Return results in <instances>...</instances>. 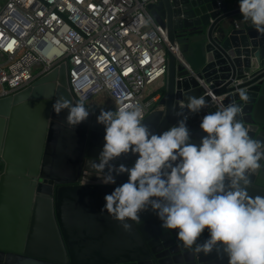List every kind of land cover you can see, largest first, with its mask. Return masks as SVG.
Segmentation results:
<instances>
[{"label": "water", "instance_id": "obj_1", "mask_svg": "<svg viewBox=\"0 0 264 264\" xmlns=\"http://www.w3.org/2000/svg\"><path fill=\"white\" fill-rule=\"evenodd\" d=\"M146 10L169 48L159 100L143 122L162 131L175 123L186 94L205 95L209 107L187 121L192 142L202 135L200 117L217 102L239 103L249 134L264 141V34L242 18L237 0H159ZM60 96L76 101L63 63L0 99V264H227L215 251L194 254L150 211L130 232L101 211L127 173L115 185L100 182L91 163L104 143L94 128L99 113L85 105L88 118L70 127L66 109L52 110ZM135 158L122 154L116 162L131 166ZM250 180V195H264V167ZM206 237L207 229L198 239Z\"/></svg>", "mask_w": 264, "mask_h": 264}, {"label": "clouds", "instance_id": "obj_2", "mask_svg": "<svg viewBox=\"0 0 264 264\" xmlns=\"http://www.w3.org/2000/svg\"><path fill=\"white\" fill-rule=\"evenodd\" d=\"M237 7L264 34V0H237ZM238 95L247 99L243 89ZM85 99L60 96L52 110L66 109L65 122L73 127L89 116ZM208 107L205 95L186 94L175 123L158 132L143 122L138 104L101 109L96 122L104 126V143L92 167L102 184L115 185L123 173L128 177L105 194L101 211L126 232L150 211L194 254L215 251L227 264H264V195H250V177L264 167V141L249 134L239 103L217 102L200 117L202 135L192 142L187 121ZM128 153L136 157L131 166L116 162ZM205 229L207 237L199 240Z\"/></svg>", "mask_w": 264, "mask_h": 264}, {"label": "built area", "instance_id": "obj_3", "mask_svg": "<svg viewBox=\"0 0 264 264\" xmlns=\"http://www.w3.org/2000/svg\"><path fill=\"white\" fill-rule=\"evenodd\" d=\"M158 1L0 0V99L63 63L75 100L104 93L114 109L142 106L143 119L160 97L148 88L167 73L166 33L146 10Z\"/></svg>", "mask_w": 264, "mask_h": 264}, {"label": "rangeland", "instance_id": "obj_4", "mask_svg": "<svg viewBox=\"0 0 264 264\" xmlns=\"http://www.w3.org/2000/svg\"><path fill=\"white\" fill-rule=\"evenodd\" d=\"M88 104L94 108L104 109V110H109V109L114 110V106H115V103L112 100H110L107 96H105L104 93H98L95 96H93L91 100L88 102Z\"/></svg>", "mask_w": 264, "mask_h": 264}, {"label": "crops", "instance_id": "obj_5", "mask_svg": "<svg viewBox=\"0 0 264 264\" xmlns=\"http://www.w3.org/2000/svg\"><path fill=\"white\" fill-rule=\"evenodd\" d=\"M235 24L237 25L238 24V20H236L235 21ZM161 84H162V82L161 81H158V82H156V83H154L152 86H150L149 88H148V90H147V95H148V97H152V94L159 88V87H161ZM159 96V95H158ZM158 96H156V97H158ZM87 106L88 107H90L92 110H94V111H98V112H100V110L101 109H98V108H94V107H92L91 105H89V104H87ZM94 108V109H93ZM96 109H98V110H96Z\"/></svg>", "mask_w": 264, "mask_h": 264}, {"label": "bare ground", "instance_id": "obj_6", "mask_svg": "<svg viewBox=\"0 0 264 264\" xmlns=\"http://www.w3.org/2000/svg\"><path fill=\"white\" fill-rule=\"evenodd\" d=\"M94 128H95V131H97V132H100V133H103V132H104V126L101 125V124H99V123H97L96 120H95V122H94ZM92 139H93L92 143H93L94 145H97L96 143L100 141V139H98V137L95 136V135L93 136ZM99 147H100V146H99ZM101 148H102V147H101ZM101 148H97V149H95L93 152H94L95 154H99Z\"/></svg>", "mask_w": 264, "mask_h": 264}, {"label": "trees", "instance_id": "obj_7", "mask_svg": "<svg viewBox=\"0 0 264 264\" xmlns=\"http://www.w3.org/2000/svg\"><path fill=\"white\" fill-rule=\"evenodd\" d=\"M162 91V89L158 90V91H155L153 94H152V97H155L156 95H158L160 92ZM97 113H99L97 111Z\"/></svg>", "mask_w": 264, "mask_h": 264}]
</instances>
